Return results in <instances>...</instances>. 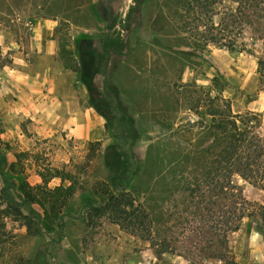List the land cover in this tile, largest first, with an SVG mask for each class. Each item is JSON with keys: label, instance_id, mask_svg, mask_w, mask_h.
Returning <instances> with one entry per match:
<instances>
[{"label": "rangeland", "instance_id": "1", "mask_svg": "<svg viewBox=\"0 0 264 264\" xmlns=\"http://www.w3.org/2000/svg\"><path fill=\"white\" fill-rule=\"evenodd\" d=\"M87 2L0 0V153L15 186L13 195L19 200L16 190L19 177L35 185L41 183L40 174L45 173L49 187L66 184L59 177L51 176L54 168L76 173L81 187L51 229L43 234L30 235L18 222L7 220L11 236L0 246V264H225V260L233 264H264V233L259 230L256 219L244 218L239 229L228 234L223 249L217 237L207 232L197 215L191 213L187 195L182 189H174L173 173L168 168L172 144L178 143L183 149L198 135L199 121L190 109V96L199 98L206 90L214 95L211 79L216 73L226 81L221 95L229 101L232 111L260 113V130L264 135V8L237 38L233 50L214 44L203 46L197 36L192 39L180 31L171 18V0H99L100 14L94 13L98 29L90 35L75 36L69 24L61 26L58 22L50 33L57 34L59 41L65 40L66 49H73V35L95 42L105 29L100 17L109 4L118 15L115 31L125 42V49L111 55L102 70L111 76L126 112L115 108L117 118L114 119L107 112V106L99 102L107 112L109 126H105L104 117L95 111L104 121V128H99L91 141L83 143L69 138L59 128L50 129L44 135L37 125L39 122L30 119L37 111L26 109L28 115L19 109V93L8 84L2 72L11 63L10 40L29 37L38 14L50 16L55 9H65L85 24L89 13H77L75 7L72 13V7L87 6ZM137 2L140 9L128 17ZM226 6L230 4H218L215 11L220 12ZM234 7L235 4L231 5ZM213 21L217 25L219 16ZM259 61H262L260 65ZM62 62L70 63L63 59ZM68 70L75 78V73ZM116 70L119 75L115 82ZM120 86L128 93L120 91ZM98 89L113 97L103 83ZM86 98L87 95L80 98L82 106ZM21 105L25 106L24 102ZM131 127L137 130V138L133 137ZM114 134L120 136L117 152L128 151L133 143L127 187L137 202H143L150 210L156 236H167L168 252L161 256L149 242L106 218H96L90 227L84 220L86 202L95 198L94 184L100 181L111 184L112 174L105 164V156L115 142ZM95 141L99 144L95 146L94 157L85 165L89 143ZM99 150L102 152L97 155ZM18 153H24L20 160L15 156ZM233 182L241 187L245 199L264 205L263 189L237 177ZM220 253H224V262L216 257Z\"/></svg>", "mask_w": 264, "mask_h": 264}, {"label": "trees", "instance_id": "2", "mask_svg": "<svg viewBox=\"0 0 264 264\" xmlns=\"http://www.w3.org/2000/svg\"><path fill=\"white\" fill-rule=\"evenodd\" d=\"M225 3L230 7L215 11L218 4L225 6ZM233 4L235 7L232 9ZM171 5V18L180 31L188 33L192 39L197 36L203 46L214 44L233 50L244 29L262 13L264 0H171ZM140 7L137 2L129 10L128 17ZM103 14L106 31L101 36L99 47L93 45V39L74 37L73 49H66L65 40L59 41V54L63 60H69L66 66L86 87L85 105L103 116L108 127L107 112L115 119V108L124 114L126 108L120 102L111 76L102 69L111 55L125 49V42L115 31L118 15L109 4L104 7ZM215 16H219L217 25L213 21ZM60 25L66 26L68 22L60 21ZM261 63L259 61V65ZM98 76L102 77V83L113 97L98 89ZM211 84L214 95L206 90L199 98L190 96V109L199 121L198 135L183 149L178 143L172 144L168 168L173 173L174 189H182L187 195L191 213L197 215L200 224L217 237L223 248L228 234L237 231L244 218L256 219L259 230L264 233V205L245 199L241 187L233 182V178L237 177L264 190V135L260 130V113L232 111L229 101L221 95L226 85L222 75L216 73ZM99 102L107 106V112L101 109ZM128 122L130 126L134 125L131 118ZM130 129L133 137L137 138V130L134 127ZM114 138L115 142L105 156V164L112 174L111 184L104 181L94 184L92 191L95 198L87 200L84 220L90 227L96 218H106L120 229L149 242L156 254L161 256L168 252L167 236H156L150 210L143 202H137L127 187L133 143L128 146V151L122 149L117 152L121 145L118 142L120 136L114 134ZM97 144V141L89 143L85 165L94 157ZM23 154L15 156L20 160ZM7 166L0 153V246L11 236L7 220L18 222L30 235L43 234L51 229L64 207L81 189L76 173L54 168L51 176L59 177L66 184L49 187L45 173L40 174L41 183L35 185L19 177L16 184L19 200H16L12 192L15 186L8 177ZM223 254L216 257L224 262ZM225 264L233 263L225 260Z\"/></svg>", "mask_w": 264, "mask_h": 264}, {"label": "crops", "instance_id": "3", "mask_svg": "<svg viewBox=\"0 0 264 264\" xmlns=\"http://www.w3.org/2000/svg\"><path fill=\"white\" fill-rule=\"evenodd\" d=\"M98 1L88 0L87 6L72 7V13L74 7L77 13H89L85 24L70 16L71 11L69 13L65 9H55L49 13L50 16L38 14L29 37L10 40L11 63L9 62L2 73L8 84L19 93V109L25 110L28 115L30 114L26 109L37 111L30 119L39 122L37 125L44 131V135L54 128H59L66 131L69 138L88 143L95 137V133H98L99 128H104V121L95 110L80 104L79 100L86 97L87 89L75 80L76 77L71 75L68 67L62 62L59 54V36L50 33L60 21L68 22L75 36L83 33L90 35L97 31L98 21L95 14H100ZM100 19L105 22L104 16ZM105 31L106 29L103 30ZM100 39L101 37L96 38L93 45L99 47ZM118 75L116 70L115 82ZM97 78V85L100 86L102 77ZM119 89L128 93L124 87L120 86ZM23 102L25 106L21 105ZM100 152L102 151L99 150L97 155H100Z\"/></svg>", "mask_w": 264, "mask_h": 264}]
</instances>
